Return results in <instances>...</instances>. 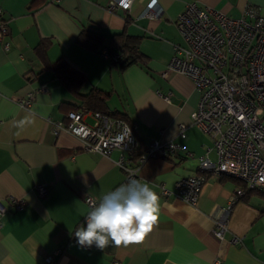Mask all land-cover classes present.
I'll use <instances>...</instances> for the list:
<instances>
[{
    "label": "crops",
    "instance_id": "1",
    "mask_svg": "<svg viewBox=\"0 0 264 264\" xmlns=\"http://www.w3.org/2000/svg\"><path fill=\"white\" fill-rule=\"evenodd\" d=\"M151 1L111 9L109 0H0V25L7 27L0 34V205L7 207L0 213V264H264V190L232 202L239 187L235 180L209 173L193 206L164 198L158 188L163 182L172 189L179 178L197 173L198 157L212 144L189 124L199 96L192 81L176 71L162 75L173 46L185 45L176 17L192 1L234 18L249 8L264 15V0H156L159 17L139 16ZM83 28L98 30L107 40L122 30L140 36L144 61L120 68L76 43ZM59 58L86 76L79 94L93 87L108 92L107 110L136 124L137 150L152 140L183 146L175 154L149 158L138 170L136 179L159 197L157 224L138 244L98 249L80 246L74 236L89 211L84 197L97 204L127 181L116 163L118 150L106 156L83 149L67 130L53 132L54 122H64L66 112L82 103L54 76L50 64ZM42 84L46 89L38 90ZM32 90L28 105L15 99ZM26 117L31 123L19 126ZM91 119L86 115V122ZM180 123L186 124L183 137ZM208 156L215 160V151ZM42 184L46 191L40 194ZM9 196L23 198L24 205L14 209ZM229 205L227 228L218 239L213 214Z\"/></svg>",
    "mask_w": 264,
    "mask_h": 264
},
{
    "label": "built area",
    "instance_id": "2",
    "mask_svg": "<svg viewBox=\"0 0 264 264\" xmlns=\"http://www.w3.org/2000/svg\"><path fill=\"white\" fill-rule=\"evenodd\" d=\"M131 3L132 0H109L108 6L129 9ZM161 11L162 7L152 0L139 16L157 18ZM175 22L185 45L173 46L162 75L176 71L192 81L199 96L189 124L209 135L212 144L198 157L197 173L179 178L172 189L160 182L159 192L164 198L172 196L194 206L209 173L234 177L242 182L243 187L235 188L232 202L244 195L245 190H264V15L249 8L244 16L234 18L192 1L185 5ZM6 32L7 27L2 24L0 34ZM102 54L108 57L105 48ZM45 89V84L38 88ZM35 92L29 91L24 97L15 99L28 105ZM86 115L94 118L92 123L85 121ZM135 127V123L112 114L79 108L66 112L64 122H54L53 132L67 130L80 138L83 149L106 156L118 150L116 163L128 181L138 177L139 168L149 158L166 157L183 149L182 144L172 140H152L135 155ZM185 128V123L178 124L182 137ZM210 149L215 151V160L208 156ZM37 190L43 194L46 187L38 185ZM8 200L14 209H20L25 203L23 198L16 196H9ZM84 201L89 211L96 204L90 195H86ZM230 208L231 205L221 206L213 214L212 232L218 239L227 228ZM6 209L0 205V213ZM82 223L86 226L85 216ZM48 261L53 263L54 259L48 257ZM215 264L220 261L216 260Z\"/></svg>",
    "mask_w": 264,
    "mask_h": 264
},
{
    "label": "clouds",
    "instance_id": "3",
    "mask_svg": "<svg viewBox=\"0 0 264 264\" xmlns=\"http://www.w3.org/2000/svg\"><path fill=\"white\" fill-rule=\"evenodd\" d=\"M26 122L31 120L26 117L18 124ZM158 213V195L147 183L130 178L100 198L85 215L86 227L80 225L74 236L82 247H128L140 243L153 230Z\"/></svg>",
    "mask_w": 264,
    "mask_h": 264
},
{
    "label": "trees",
    "instance_id": "4",
    "mask_svg": "<svg viewBox=\"0 0 264 264\" xmlns=\"http://www.w3.org/2000/svg\"><path fill=\"white\" fill-rule=\"evenodd\" d=\"M37 1L39 0H35V4ZM106 40L107 39L103 33L99 32L98 30L83 28L76 36L75 41L80 46H83L84 48L94 51L102 56V49L105 48L108 52V58L110 61L117 63L120 68L132 63L137 64L144 61V55L138 49L140 36L131 35L122 30L120 32L113 33L110 38H108L107 42ZM114 54L117 55L116 58L113 57ZM50 67L53 70L54 76L71 93L79 96L82 100L81 106L72 110L85 108L91 111H100L103 113L112 114L113 116H117L130 122L123 114L107 110L105 100L108 96V92H104L93 87L88 94H79V88L86 81V76L79 70L73 68L66 60L59 58L54 63L50 64ZM139 151L140 150H137L135 155L138 154ZM232 178L235 180L238 186L243 187L242 182L234 177ZM249 191L252 190H245L244 196L247 195Z\"/></svg>",
    "mask_w": 264,
    "mask_h": 264
},
{
    "label": "rangeland",
    "instance_id": "5",
    "mask_svg": "<svg viewBox=\"0 0 264 264\" xmlns=\"http://www.w3.org/2000/svg\"><path fill=\"white\" fill-rule=\"evenodd\" d=\"M92 117V116H91ZM93 120H94V118L92 117V119L90 120V122L89 123H92L93 122Z\"/></svg>",
    "mask_w": 264,
    "mask_h": 264
}]
</instances>
